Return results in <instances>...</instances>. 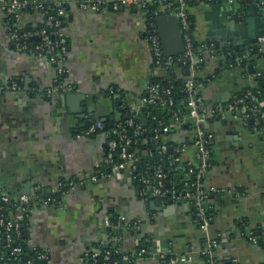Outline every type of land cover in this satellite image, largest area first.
<instances>
[{"label":"crops","instance_id":"crops-1","mask_svg":"<svg viewBox=\"0 0 264 264\" xmlns=\"http://www.w3.org/2000/svg\"><path fill=\"white\" fill-rule=\"evenodd\" d=\"M221 2L207 16L210 2L188 9L193 40L205 46L233 44L245 51L256 46L257 38L264 36V6L253 3L255 11L252 8L248 14L244 11L248 0ZM230 3L239 13L231 23L222 13ZM20 12V24L27 28L42 20L39 12ZM2 18L0 12V190L10 200L26 198L32 203L28 244L43 251L45 264H82L87 250L105 248L113 241L105 222L111 212L131 222L129 227L138 233L115 236L125 254L133 253L138 243L151 241L153 248L158 244L160 251L185 257L186 264H203L202 242L214 239L219 260L264 264V247L235 225L245 218L248 228L260 225L264 229V124L249 128L245 120L233 118L225 109L231 99L255 88L254 72H264V53L248 62V72L241 64L220 67L218 51L206 55L205 73L212 79L201 91L202 110L208 115L205 125L213 156L202 180L205 186L225 191L210 197L212 219L205 233L185 200L157 202L140 194L127 168L103 171L102 135H86L90 125L74 118L78 111L84 113V120L111 125L121 116V96L130 108L141 106L140 98L152 77L160 75L153 67L143 8L123 5L117 11L104 7L96 12L71 5L61 30L67 44L65 84L69 89L52 97L36 92L53 84L55 66L33 53L16 51ZM158 30L160 35L159 25ZM11 82H17L20 90L6 89ZM64 94L80 98L71 100L69 108L61 98ZM69 109L66 127L62 112ZM182 136L179 132L173 138ZM59 191V200L50 197ZM46 192L49 196L43 199ZM161 240L166 241L165 249ZM132 264L163 263L157 254H147L135 257Z\"/></svg>","mask_w":264,"mask_h":264},{"label":"trees","instance_id":"trees-1","mask_svg":"<svg viewBox=\"0 0 264 264\" xmlns=\"http://www.w3.org/2000/svg\"><path fill=\"white\" fill-rule=\"evenodd\" d=\"M200 1L190 0L187 2L188 9L194 5H197ZM178 7L176 0H163L159 4L158 0H154L148 4L143 10L147 18L155 20L153 12L155 10L161 9L159 14H167ZM70 9V5L67 6V11ZM20 13H34L39 12L42 15V20L36 24L35 27L27 28L20 24L18 15ZM15 16H5L3 14L2 21L7 25L11 30L16 31L18 34L25 31L37 30L41 27H44L45 19L49 15H53L55 19L61 21V30L62 25L65 22L64 15H57L52 10L51 4H46L45 8L41 10H31V9H22L19 10ZM189 12V11H188ZM187 20L189 21L188 31L192 34L193 32V17L188 13ZM48 32L58 30L59 28L54 29L53 27L46 26ZM52 35V34H51ZM54 40L58 39V36L54 34ZM29 42L38 43L37 38L32 37ZM202 44H199L193 41V52L194 55L198 58H202V61L196 66L192 80L193 87L195 90V95L201 96L202 88L208 81L212 79V76L205 73V67L207 63V58L204 54ZM216 51L219 54L220 67H227L229 63H235V59L238 57H244L241 61L240 67L244 72H248L247 64L248 62H254L257 56H262L263 54H258V47L252 46L249 50H241L236 48L233 44H228L225 46H216ZM178 55L173 57V63L163 69V72H160V75L154 76L151 79V82L157 83L160 88H170L171 92L169 95H164V98H172V104L168 102L161 104L160 102L155 103H143L138 109L130 108L125 106L120 108L121 116L113 124L108 125L103 123V130L95 131L91 136L101 135L102 131L111 132L112 130H117V135H108V139L114 138L119 140V136L125 135L132 139L130 145V150L138 157V161L135 164V169L130 170L131 176L133 177V182L137 186L140 194L142 196L149 195V185L151 184V178L154 176L158 168L161 169L162 173L165 175L164 178V188L168 190H175L177 193H183L185 184L188 185L190 192H195L197 187L204 189L205 185L203 184V178H197L198 167L200 165V158L196 156V149L192 147V144L196 140V131L197 127L195 124L188 118L189 117V107L187 105L189 93L187 91L186 81L191 77L192 72L189 71V64L187 61H180L177 59ZM219 69L216 70L215 75H217ZM256 71V70H255ZM254 81L255 88H249L251 93H253L255 98L261 99L264 98V72L256 71L254 72ZM214 75V76H215ZM65 75L55 74L56 84H65ZM259 91V94L257 93ZM146 95V94H145ZM143 95V96H145ZM123 98V96H121ZM120 99V98H119ZM120 101V100H119ZM203 104L199 103V111L203 113ZM132 119L133 125L129 126L127 121ZM178 120V123L175 127L170 128L167 132L163 131V127L169 125L170 123ZM245 124L249 128H253L254 125L261 127L264 124V120H261L259 124H255L254 121L245 120ZM140 127V133L136 136H133V133L136 127ZM199 129L207 130L205 124L201 125ZM179 132L182 133L180 140L174 139V135H177ZM187 144L188 148L184 152L176 151V148L181 146V144ZM162 146H166L165 150H162ZM204 146L209 150V165L212 164L213 156V146L212 142H207ZM112 163H106L104 170L105 172H111L113 170V163L119 161L118 159V149H115L112 153ZM144 177L149 180L148 183H141L139 178ZM65 182V181H64ZM66 183V182H65ZM65 187V186H64ZM60 191L55 194H50V197L53 196L56 200H59ZM46 194L43 196V199H46L49 195ZM212 194H208L205 200L202 202L204 208V214L212 219L211 207L208 204ZM165 203L171 200L169 197L163 200ZM186 202L189 203L190 212L195 219H198V209L194 200L188 199ZM19 200H10L2 201L0 200V216L5 220L11 221L12 219L17 222V234L15 231L11 230L10 234L12 236L13 242L12 246H20L21 252L18 256L11 254V247L6 246L5 234L2 228H0V251L3 261L6 264H41V258L39 257L43 251L39 249H33L28 244V215L29 213H23L21 218H17L18 211L17 207L19 206ZM109 226L107 231L111 238H114L117 235H120L122 232H131L135 237L138 235L137 231L133 228H130L129 223L126 221H119L118 215L114 213L107 214ZM235 225L237 226L239 232L245 237L248 232H251V235L256 238L258 245L264 247V229L258 225L254 228H248L247 220L245 218L236 221ZM154 243L147 241L144 247H142L141 242L136 246V250L133 253L125 254L121 251V246L119 241H112L107 245L106 248L99 247L100 254L97 257H93L92 253L89 251L86 252L82 259V264H132V262L127 263L123 260L124 256H129L132 260L135 258L136 253L144 248L145 252L148 253L152 250ZM206 248V242H202L201 250L199 251V257L203 264H230L223 260H219L214 255V250H212V256L209 257L208 254L204 253ZM105 251H109V259L103 260V254ZM172 259L171 255L166 256L163 259H160L162 263L170 261Z\"/></svg>","mask_w":264,"mask_h":264},{"label":"built area","instance_id":"built-area-1","mask_svg":"<svg viewBox=\"0 0 264 264\" xmlns=\"http://www.w3.org/2000/svg\"><path fill=\"white\" fill-rule=\"evenodd\" d=\"M154 0H0V12L5 16H15L19 10L22 9H31V10H43L46 4H51L53 12L57 15L61 16L66 14L67 6L75 5L83 10H92V11H100L104 7H109L114 11L119 10V8L123 5H138L141 8H145L148 4L153 2ZM163 0H158L159 4L162 3ZM178 3V7L167 13V14H159L158 12L161 10H155L153 12V16L156 18L160 15H173L178 20V25L181 33V38L183 41V51L178 54L177 59L180 61H187L189 64V71L192 72L191 77L187 79L186 86L187 91L189 93V98L187 105L190 109L189 111V119L195 124L197 127L196 131V140L192 144V147L196 149V156L200 158V165L197 173V178H203L205 171L208 169L209 165V150L204 146L205 143L210 142V135L203 129H199V127L206 123L208 115L205 113H201L199 111V103L202 102V97L195 95V90L193 87V74L196 69V66L202 61V58H198L194 55L193 52V35L188 31L189 21L188 17V7L187 2L190 0H176ZM200 2H212L215 0H196ZM233 1V0H230ZM252 2L256 6H264V0H252ZM151 20L147 18L146 24V32L148 35L150 51L152 55L153 67L160 72H163V69L169 67L173 63V57L164 53V50L161 45L160 35L158 30L157 21ZM46 26L53 27L54 30L48 32L46 30ZM8 36L13 41L14 48L16 51L30 52L35 54L37 57L45 58L52 65L55 66V72L58 75H65L66 67H65V57L67 54V44L63 33L61 31V21L55 19L53 15H49L44 22V27H41L37 30L25 31L18 34L16 31L11 30L7 27ZM52 34V35H51ZM54 34L58 36V39L54 40ZM32 37L37 38L38 43L32 44L29 42ZM258 54L264 53V36H259L257 38ZM215 44L210 43L208 45L203 46L204 54H210L212 52H216ZM244 57L236 58L235 63H229L227 67H233L241 64V61ZM55 81V78L53 82ZM6 89L12 91L20 90V85L17 82H11L10 84L5 86ZM69 87L66 84H52L50 87L45 88L43 90L37 91L36 95L40 97H52L57 96L64 92V90H68ZM112 92V91H111ZM171 92L170 88H160L157 83L150 82L147 87L146 95L140 98L141 104L143 103H155L160 102L164 104L168 102V104H172V98L168 99L164 98V95H169ZM259 94V91H257ZM120 108H124L126 103H124L123 98L121 97ZM226 111L233 117L238 118L241 115L243 120H252L255 124H259L261 120H264V98L258 99L255 98L251 90L247 88L240 95L231 99L225 106ZM240 118V117H239ZM238 118V119H239ZM178 120L170 123L163 127V131L167 132L170 128L175 127L178 123ZM129 126L133 125L132 119L127 121ZM103 130V123L95 122L92 123L89 127L84 130L86 135H91L95 131ZM140 133V127L137 126L133 136H136ZM104 139V154L106 163H112V153L115 149H118V159L119 161L113 163V169L122 170L129 168L130 170L135 169V164L138 161V157L130 150V145L132 143V139L128 136L121 135L119 136V140H115L114 138L108 139V135H117V130L114 129L110 133L106 131H102L101 133ZM188 148L187 144L183 143L181 146L176 148V151L184 152ZM166 146H162V150H165ZM133 178V177H132ZM164 178L165 175L162 173L161 169L158 168L151 178V184L149 185V195L155 197L161 201L165 198L169 197L171 200H194L198 209V219L196 222L199 224L200 229L203 232H207L211 219L208 218L204 214V208L202 202L205 200L208 194H216L223 193L225 189L216 188L214 186H204V189H200L197 187L195 192H190L188 185L185 184L183 193H177L175 190H168L164 188ZM141 183H148L149 180L144 177L139 178ZM147 197V195H145ZM0 200L7 201L8 198L2 194L0 190ZM20 204L17 207L18 215L17 218H21L22 214L29 213L32 210V203L24 198L19 201ZM119 221H122V218H118ZM105 222L109 224L108 218H105ZM18 224L14 219L11 221L5 220L2 216H0V228L4 231L5 234V242L7 247L12 246V236L10 234L11 230L15 231L17 234ZM133 227V226H132ZM248 239L253 242H256V238L251 235V232L246 234ZM114 242H118V237L113 238ZM217 246V241L214 239H208L206 243V248L204 253L208 254L209 257L212 256V250ZM92 253L93 257H97L100 254L99 248H92L87 250ZM1 252V251H0ZM21 252L20 246L11 247V254L18 256ZM151 254L152 256L158 255L160 259L165 258L168 255L172 256L170 261L164 262L163 264H186V258L183 256H175L169 251H160L158 244L148 253L145 252L144 248H141L135 257H142L143 255ZM86 255V253H85ZM44 254H40L39 257L41 259L44 258ZM3 261V257L1 256ZM103 260L109 259V251H105L102 257ZM123 260L127 263L132 262V258L129 256H124ZM30 264V262H27ZM3 264H6L3 261ZM105 264V263H101ZM230 264H240L236 258H233L230 261Z\"/></svg>","mask_w":264,"mask_h":264},{"label":"water","instance_id":"water-1","mask_svg":"<svg viewBox=\"0 0 264 264\" xmlns=\"http://www.w3.org/2000/svg\"><path fill=\"white\" fill-rule=\"evenodd\" d=\"M248 4L247 5V10H244L246 13H250L252 8H254L255 11V6L253 4V2L251 0H248ZM210 10L205 12V16H207V13H209L210 11H214V10H218V8L220 6H222V2L221 0H217V2L212 1L210 3H208ZM223 8V7H222ZM224 10H226L225 12H222L223 15H227L228 16V20L231 23L236 22L238 17H239V13L238 11H236L234 9V3H230L228 4V6H226L225 8H223ZM243 10V9H242ZM253 13V10H252ZM230 18V19H229ZM157 24L160 27V37H161V43H163V48H164V53L166 55L169 56H174V55H178L183 51V41L181 38V33H180V29H179V25H178V20L175 16L173 15H160L156 18ZM224 31L221 30L220 31V35L224 36ZM209 35V33H208ZM228 40L232 41V37L229 36L227 37ZM205 41L209 42L210 38L208 37ZM253 42V40H252ZM245 44H249V42L244 41V45ZM236 48H238V46H235ZM241 50H243V47H240ZM61 98L63 99L64 104H67V106L70 108V101L71 100H77L79 99V95H71V94H64L61 96ZM86 113V110H83ZM69 113H71V110H66L62 112V116L63 119L65 120V124L67 127V119H68V115ZM75 114H77L74 118L75 121L78 120H83L84 124L86 126H89L92 124V120H84V113H79L78 111H75ZM241 117V115L239 116ZM96 120H98L99 118L95 117ZM157 202H159V199L157 200ZM172 202V201H170ZM166 241L165 240H161L160 241V245L162 246L163 249H165L164 245H165ZM142 247H144V242H141ZM164 246V247H163ZM105 248L107 246H104ZM42 264L46 263V260H41Z\"/></svg>","mask_w":264,"mask_h":264}]
</instances>
